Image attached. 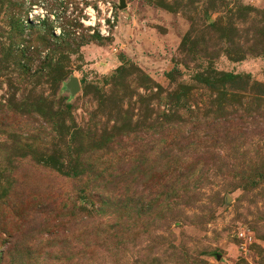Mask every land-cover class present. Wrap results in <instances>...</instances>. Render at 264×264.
I'll use <instances>...</instances> for the list:
<instances>
[{
	"label": "rangeland",
	"instance_id": "obj_1",
	"mask_svg": "<svg viewBox=\"0 0 264 264\" xmlns=\"http://www.w3.org/2000/svg\"><path fill=\"white\" fill-rule=\"evenodd\" d=\"M1 257L264 264V0H0Z\"/></svg>",
	"mask_w": 264,
	"mask_h": 264
},
{
	"label": "trees",
	"instance_id": "obj_2",
	"mask_svg": "<svg viewBox=\"0 0 264 264\" xmlns=\"http://www.w3.org/2000/svg\"><path fill=\"white\" fill-rule=\"evenodd\" d=\"M3 258H0V264L4 263V261L2 260ZM6 263V262H5Z\"/></svg>",
	"mask_w": 264,
	"mask_h": 264
},
{
	"label": "water",
	"instance_id": "obj_3",
	"mask_svg": "<svg viewBox=\"0 0 264 264\" xmlns=\"http://www.w3.org/2000/svg\"><path fill=\"white\" fill-rule=\"evenodd\" d=\"M122 4H123V3H122ZM122 4H121V5H122ZM74 82H75V80H74V79H73V80H71V83H72L73 85H74Z\"/></svg>",
	"mask_w": 264,
	"mask_h": 264
}]
</instances>
